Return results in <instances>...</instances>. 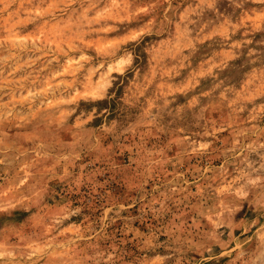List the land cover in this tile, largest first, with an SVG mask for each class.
Here are the masks:
<instances>
[{"label": "rangeland", "instance_id": "obj_1", "mask_svg": "<svg viewBox=\"0 0 264 264\" xmlns=\"http://www.w3.org/2000/svg\"><path fill=\"white\" fill-rule=\"evenodd\" d=\"M0 264H264V0H0Z\"/></svg>", "mask_w": 264, "mask_h": 264}]
</instances>
